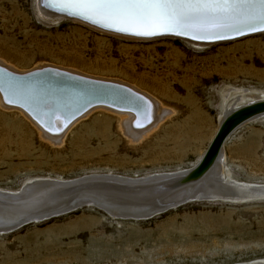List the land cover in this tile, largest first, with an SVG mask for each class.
Returning <instances> with one entry per match:
<instances>
[{
  "label": "rangeland",
  "instance_id": "1",
  "mask_svg": "<svg viewBox=\"0 0 264 264\" xmlns=\"http://www.w3.org/2000/svg\"><path fill=\"white\" fill-rule=\"evenodd\" d=\"M37 7V0H0V60L24 71L44 65L121 81L171 115L131 142L116 116L93 112L55 146L17 112L0 109L1 191L19 192L35 179L107 174L137 180L193 169L220 125L222 91L243 90L245 102L263 97L264 33L206 46L169 37L132 40L71 20H47ZM259 117L227 137L222 171L264 187V115ZM257 198L194 201L140 222L82 208L0 234V264L256 262L264 259V199Z\"/></svg>",
  "mask_w": 264,
  "mask_h": 264
},
{
  "label": "bare ground",
  "instance_id": "2",
  "mask_svg": "<svg viewBox=\"0 0 264 264\" xmlns=\"http://www.w3.org/2000/svg\"><path fill=\"white\" fill-rule=\"evenodd\" d=\"M37 6V10H39L38 15L47 20H69L61 16V14H58L64 13L65 15L79 17L93 24L117 31H120L118 30L119 28H128V30L122 32L135 35H138L136 34L138 31H151L154 34L174 33L206 41L220 37L240 35L264 28V0H218L217 7L207 9L201 7L193 10L179 24L169 23L167 27H161L159 25L137 26L116 19H107L100 10L81 9L71 6V0H37ZM73 22L104 33L80 21L73 20ZM104 34L112 35L109 33ZM190 44L195 46L210 45L204 44L203 42ZM54 68L38 65L31 70L24 71L0 60V109L9 113L17 112L36 129L40 138L49 144L55 146L60 145L63 142L66 131L78 120L87 117L93 112L99 111L116 116L119 121L120 130L131 142H140L171 115L170 110L132 85L125 84L121 81H110L91 77L73 69ZM9 74L16 76L27 75V77L16 78ZM227 91L226 89L222 91V112L219 118L220 125L216 134L220 130L223 121L230 114L248 106L264 102V94L260 101L253 102L252 100L245 102L242 97L245 91ZM100 101H104L106 104L93 106L94 103ZM245 103L248 104L246 105ZM260 109L257 108L244 112L241 116H236L225 126L223 131L226 132L238 119L254 111H260ZM83 111L86 112L79 116ZM261 115H264L263 110L255 115H250L242 123L256 120ZM224 143L221 144L217 157L210 165L209 163L213 155L212 153L215 152L216 144L206 155L209 149L208 147L206 153H204L206 158L201 166L200 164L204 156L190 170L170 174H157L149 178L137 180L126 179L125 182L132 184H135V182H144V186L147 188L160 184L154 182H168V185L173 187L178 185L177 191L169 196V199L176 200L177 202L193 199L194 201L222 199L242 203L253 198L256 199V197H263L264 199L263 186L238 182L228 173L222 171V158H224L222 151ZM194 171H196L194 177L198 176L197 178H194V180L185 185H179L182 179L186 178L189 174H193ZM119 180H121L120 182H124L121 178ZM39 181L51 182L50 180L42 179L29 180L27 182L31 184ZM37 191L39 190H28L27 194L31 195L27 196L32 197ZM0 195H22V188L16 193H8L0 190ZM130 196L129 198L121 199L127 202H138L142 205L144 203H148V205H154L156 203V199H149L154 198L150 194L144 195L143 193L141 195L140 193L139 195L136 194V196ZM27 200H30V197L21 199L20 201ZM21 205L18 206L22 207L23 205ZM242 264H264V259Z\"/></svg>",
  "mask_w": 264,
  "mask_h": 264
},
{
  "label": "water",
  "instance_id": "3",
  "mask_svg": "<svg viewBox=\"0 0 264 264\" xmlns=\"http://www.w3.org/2000/svg\"><path fill=\"white\" fill-rule=\"evenodd\" d=\"M64 18L69 20H77L89 27L100 30L104 33H109L112 35H117L118 37L134 38V39H158V38H175L182 41H187L189 43H199L204 44H214L224 41L237 40L239 38L256 35L264 33V28H259L253 31L242 33L240 35L220 37L218 39L201 41L187 36L174 34V33H159L154 35H135L127 32L117 31L103 27L101 25L93 24L85 19L79 17H73L65 15L64 13H58ZM2 71V70H1ZM10 76L16 78H24L25 76ZM97 104H106L104 101H100ZM92 107V105H91ZM90 108V107H89ZM257 108H261L264 111V102L248 106L237 112L230 114L224 121L223 124L216 134L213 142L209 146L206 155L209 153L210 149L215 145V152L212 153L209 165L217 157L221 144L224 143L225 139L246 120L250 115H255L260 111H254L249 113L245 117L238 119L229 129L225 132L223 129L225 126L232 121L236 116H241L242 113L247 111H252ZM83 111L80 115H82ZM79 115V116H80ZM78 116V117H79ZM224 132V133H223ZM216 142V143H215ZM215 143V144H214ZM206 155L204 156L200 166L203 164ZM197 171V170H196ZM193 174H189L186 178L182 179L179 185H185L190 181L194 180ZM196 174V173H195ZM119 177L124 182H120ZM127 177L121 176H109L107 174L100 175H87L81 176L72 180H67L65 182L58 181H39L33 182L31 184H24L22 187V195H0V234H9L15 232L25 226L31 224L42 223L54 218L62 217L73 212H76L82 208H94L96 210L102 211L106 216L117 221H147L160 214H163L171 209L178 208L184 204L194 202L193 200L187 201H176L169 199L172 194H174L178 185L170 186L168 182H154L160 183L152 187H145L144 182H135L132 184L130 182H125ZM161 181V180H159ZM134 185V186H131ZM128 186V187H127ZM38 189L36 194L33 196H27L28 190ZM21 192V191H20ZM144 193L150 194L149 199H156L154 205H148L144 203L142 205L138 202H127L121 198H129L130 195L136 196ZM128 195V196H127ZM30 197V200L21 202V199ZM131 197V196H130ZM169 199V200H168ZM23 206H22V205ZM21 205L22 207H19Z\"/></svg>",
  "mask_w": 264,
  "mask_h": 264
},
{
  "label": "snow or ice",
  "instance_id": "4",
  "mask_svg": "<svg viewBox=\"0 0 264 264\" xmlns=\"http://www.w3.org/2000/svg\"><path fill=\"white\" fill-rule=\"evenodd\" d=\"M71 6L100 10L107 19H116L132 25L179 24L196 9L218 6V0H71ZM126 31L128 28H119ZM138 35H152L151 31H138Z\"/></svg>",
  "mask_w": 264,
  "mask_h": 264
}]
</instances>
